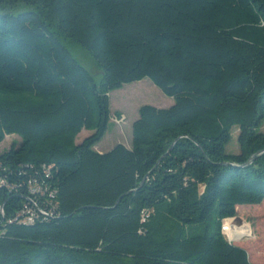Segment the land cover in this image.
<instances>
[{
  "label": "trees",
  "instance_id": "1",
  "mask_svg": "<svg viewBox=\"0 0 264 264\" xmlns=\"http://www.w3.org/2000/svg\"><path fill=\"white\" fill-rule=\"evenodd\" d=\"M143 78L173 103L141 105L129 147L97 152L109 93ZM263 121L264 0H0V142L19 138L0 170L48 166L58 202L54 218L6 227L0 264H263L240 243L252 230L221 232L248 205L264 229V152L247 163Z\"/></svg>",
  "mask_w": 264,
  "mask_h": 264
},
{
  "label": "rangeland",
  "instance_id": "2",
  "mask_svg": "<svg viewBox=\"0 0 264 264\" xmlns=\"http://www.w3.org/2000/svg\"><path fill=\"white\" fill-rule=\"evenodd\" d=\"M63 44L67 47L76 61L93 74L95 82H98L100 72L89 52L76 42L65 41ZM172 103V97L163 94L148 78L124 84L121 88L111 91L109 93V108L111 111L110 122L105 134L94 148H99L106 152L117 143H122L129 147L131 140L130 122L138 117V108L144 104L152 105L157 108H166ZM261 130L264 131V121ZM87 131L88 130L81 131L76 136V143L81 142L85 136L90 134V131H88V134L86 135L85 132ZM237 134L238 130L233 128L231 131V141L226 146L227 153L236 154L239 152L238 144L236 142ZM18 139L19 138L16 135L5 136L4 140L0 142V153L6 151L13 140ZM237 216V218L233 219V222L237 224L246 222L245 220L248 218L242 209L238 210ZM248 220L251 225V230L257 238H254L249 242L241 241L240 243L243 245L249 243V246L253 247L254 252H256L253 253L255 259L260 261V257H262L264 264V240H262V238L264 239V229H261L259 238V232L255 230L257 219L250 218ZM247 230L248 227H245L244 232H247ZM246 248L249 250L248 246ZM249 254L252 255L250 251ZM250 259L252 258L250 257Z\"/></svg>",
  "mask_w": 264,
  "mask_h": 264
},
{
  "label": "built area",
  "instance_id": "3",
  "mask_svg": "<svg viewBox=\"0 0 264 264\" xmlns=\"http://www.w3.org/2000/svg\"><path fill=\"white\" fill-rule=\"evenodd\" d=\"M19 167L11 169L2 167L0 170V202L5 196L20 197L21 203H0V235L9 225H31L36 221H45L58 216L56 200L57 190L50 182V168L41 165L26 174ZM7 199V198H6ZM15 204V206H13ZM248 231L244 232V228ZM221 232L228 242L247 238L251 229L247 222L237 224L233 219L221 221Z\"/></svg>",
  "mask_w": 264,
  "mask_h": 264
},
{
  "label": "crops",
  "instance_id": "4",
  "mask_svg": "<svg viewBox=\"0 0 264 264\" xmlns=\"http://www.w3.org/2000/svg\"><path fill=\"white\" fill-rule=\"evenodd\" d=\"M132 121L133 120H131V122H130V126H131V123H132ZM81 131H84V129L83 130H81ZM85 134L87 135L88 134V131L87 132H85ZM126 146V145H125ZM95 147V146H94ZM128 147V146H127ZM94 150H96L97 152H99V153H101V152H104L103 150H101V149H96V148H94ZM264 203V202H263ZM238 208H240V209H242V211L249 217L250 215H252L253 213H255L254 211H255V208H256V206H242V207H238ZM238 216H236V218H237ZM247 221H248V219H247ZM263 222L262 221H258V225H257V228L259 229V227H262L263 226Z\"/></svg>",
  "mask_w": 264,
  "mask_h": 264
},
{
  "label": "water",
  "instance_id": "5",
  "mask_svg": "<svg viewBox=\"0 0 264 264\" xmlns=\"http://www.w3.org/2000/svg\"><path fill=\"white\" fill-rule=\"evenodd\" d=\"M262 152H264V149L261 150V151H258V152H256V153H254V154H252V155L248 158L247 163H250V162L254 159V157H255L256 155H258V154H260V153H262ZM231 165H232V164H231ZM142 183H143V180L140 182V184H142Z\"/></svg>",
  "mask_w": 264,
  "mask_h": 264
}]
</instances>
